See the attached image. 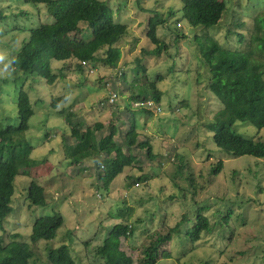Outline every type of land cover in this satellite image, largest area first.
I'll return each instance as SVG.
<instances>
[{
    "label": "rangeland",
    "instance_id": "374dc122",
    "mask_svg": "<svg viewBox=\"0 0 264 264\" xmlns=\"http://www.w3.org/2000/svg\"><path fill=\"white\" fill-rule=\"evenodd\" d=\"M103 1L113 9L115 22L128 26L127 34L116 45L122 53L118 64L89 65L80 74L63 69L68 63L54 62L53 73L60 76V70H64V77L57 84L48 86L44 81L29 80L24 86L35 111L24 135L33 151L29 159L15 166L13 211L6 221L9 233L17 234L18 242L29 245L30 264H49V252L62 245L69 247L77 264H100L96 250L113 225L121 221L117 219L120 210H125L129 222L138 223L135 237L122 239L121 247L138 264L149 234L160 230L164 222L175 226L184 214L194 220L199 208L204 207L211 231L202 235L193 250L190 243L174 239L165 246L172 259L161 258L157 264H264V160L231 157L219 150L213 134L205 131L204 125L213 120L221 105L207 88L208 74L199 60L195 42L196 35H207L227 49L250 50L252 18L264 11V0H225L227 12L215 28L193 29L182 21L176 23L179 17L171 19L158 31L159 38L169 46L161 57L147 54L155 48L147 38L148 21L156 13L166 16L170 9L178 16L181 0ZM53 21L44 5L0 0V82L8 81L2 84L0 123L9 118L17 126L15 99L21 85L13 82L19 72L12 62L29 38L28 33L20 30L36 29ZM176 27L183 29L188 39L176 43ZM237 32L245 36L243 42ZM91 37L88 30L82 35L70 34L65 42L75 48ZM104 55L105 50L100 57ZM139 65L146 69L145 75L138 73ZM120 71L124 76L120 77ZM157 76L162 77L160 111L152 116H137L140 138L150 141L156 157L150 160L145 151L135 152L141 162L138 166L149 176L147 182L130 185L128 177L139 173L135 163L125 169L121 164L113 167L120 174L105 186L98 180L95 161L71 165L66 160L64 144L74 142L65 120L50 108L53 96L69 95L63 108L74 112L86 127L104 124L107 129L96 132L98 139L115 124L119 130L115 139L122 146L130 123V88L136 79L140 85L147 78L156 80ZM114 94L117 99L110 102ZM237 131L246 138L255 136V130L245 123H238ZM257 139L264 140V130ZM179 157L184 158L186 170L192 169L195 189L186 175L174 178ZM102 160L100 157L99 162ZM219 161L223 162V171L210 177V170ZM31 181L45 189L46 207H36L28 201ZM229 211L231 217L226 223ZM56 212L65 219L56 237L32 242L35 221ZM241 252L244 255L239 256Z\"/></svg>",
    "mask_w": 264,
    "mask_h": 264
},
{
    "label": "trees",
    "instance_id": "16d2710c",
    "mask_svg": "<svg viewBox=\"0 0 264 264\" xmlns=\"http://www.w3.org/2000/svg\"><path fill=\"white\" fill-rule=\"evenodd\" d=\"M23 1L27 4L44 5L48 16L54 21L51 24H40L36 29L20 30L28 33L29 38L12 62L14 70L19 72L13 82L16 85L20 83L21 86L15 99L17 126L12 125L9 118H3L0 123V264H30L32 258L29 245L18 242V235L10 234L6 225L8 215L13 211L12 200L17 177L15 166L19 161L29 159L33 151V147L24 137L30 129L29 122L35 115L31 99L24 90L25 84L31 80L32 83L44 81L48 86H53L63 79V69L83 74L89 65L102 63L106 66H116L122 56L116 45L128 31V26L115 22L113 9L103 0ZM181 4L178 16L170 9L166 16L156 13L149 19L147 38L155 47L147 52L150 56L161 57L168 51L169 46L159 38L158 31L171 19L179 17L176 23L182 21L193 29L215 28L220 26L228 9L225 0H181ZM88 30H91L92 37L86 43L70 48L65 42L70 34L82 35ZM174 33L176 43L188 39L183 29L176 27ZM236 36L240 42L245 39L242 33L237 32ZM248 41L251 44L250 50H232L223 47L215 38L207 35L195 36L199 60L208 74L207 88L221 105V109L215 113L210 123L204 125V129L213 134L215 146L227 155L264 160V140L257 139L264 130V11L252 18ZM104 50L105 55L100 57L101 51ZM72 61L73 65H69ZM54 62L68 63L60 70V76L53 73ZM137 63L140 64L139 60ZM138 69L139 74H146V69L141 65ZM119 74L122 77L123 72L120 71ZM137 81L138 79L134 80L129 91L130 123L124 133L122 146L115 139L119 131L115 124L110 125L108 134L98 139L96 132L107 129L104 124L97 123L93 127H86L74 112L63 108L70 100L69 95L53 96L50 103V108L56 111L57 116L62 117L70 128V138L74 142L64 144L66 160H69L71 165L95 161L98 180L105 186L113 183L117 174H120L113 168L118 164L122 165V169L131 167L134 163L137 165L139 173L128 177L131 186L147 182L149 176L144 175L142 168L138 166L141 162L135 152L139 149L146 152L148 159L156 158L150 141L140 138L137 116H152L154 112L160 111L163 92L159 85L162 77L157 76L156 80L147 78L146 82L140 85ZM6 82V79L0 82V104L2 84ZM238 123H245L255 130V136L244 137L237 131ZM63 140L65 141V138ZM100 157H103L102 163L99 162ZM178 160L180 162L175 169L174 178L186 175V180L195 189L192 169L186 170L184 158L179 157ZM223 167V162L219 161L210 170L209 176L216 177L223 171ZM44 192L45 189L41 185L31 181L27 190L30 204L46 207ZM203 209L204 207L199 208L194 220L184 214L175 226L170 227L164 222L160 230L149 234L142 247V258L138 264H157L161 258L172 259L165 246L174 239H183L190 243L193 250L202 235L212 229ZM120 212V218L116 217L121 221L113 225L103 244L96 250L100 264H134L133 258L122 250L121 244L122 239L135 237L138 222H135V225L130 223L125 210ZM230 217L231 211L227 213L224 221L228 223ZM64 223V216L60 212L39 218L32 227L31 241L54 239ZM240 255L244 253L241 252ZM48 261L49 264H77L67 245L51 250Z\"/></svg>",
    "mask_w": 264,
    "mask_h": 264
},
{
    "label": "built area",
    "instance_id": "2783aa9c",
    "mask_svg": "<svg viewBox=\"0 0 264 264\" xmlns=\"http://www.w3.org/2000/svg\"><path fill=\"white\" fill-rule=\"evenodd\" d=\"M116 99H117V95L114 94V95L111 97L110 102H115ZM136 106H137V105H136Z\"/></svg>",
    "mask_w": 264,
    "mask_h": 264
}]
</instances>
